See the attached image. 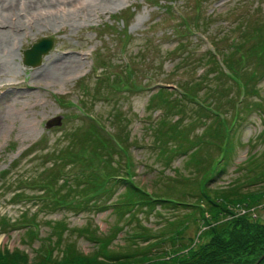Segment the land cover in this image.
<instances>
[{"label":"rangeland","instance_id":"374dc122","mask_svg":"<svg viewBox=\"0 0 264 264\" xmlns=\"http://www.w3.org/2000/svg\"><path fill=\"white\" fill-rule=\"evenodd\" d=\"M81 1L79 3H96L93 0ZM170 2L174 5L173 10L187 18L188 22L192 19L190 17L196 15L191 20H197V28L193 33L195 31L202 33L191 37L193 49L197 48L196 56L201 54L203 57L206 56L208 51L212 52L216 48L217 42L222 49L221 55L224 52V58H228L233 48L229 45L230 38L231 40L237 38L234 45L241 46L246 40L245 33L248 30L251 32L252 23L263 22L264 24V0H198L197 13L194 0H150L148 2L150 5L147 4V0H113L108 1L106 6H98L100 9L97 11L90 7L86 13H81L78 3L67 6L65 12L68 10V13H74L69 18L66 16L67 18L60 20L59 25L54 24L53 27L36 30L23 40L16 41L13 56L10 59L12 60L10 74L0 75V217L4 218L6 223L5 230L0 232V249H8L11 252L22 251L32 262L36 259L43 241L52 239L54 242L55 240L51 236V226L48 225L51 221V223H66L69 232L64 243L71 242L76 250L85 256L96 255L98 246L93 242L94 236L104 239L110 232L115 233L120 230L116 239L112 240L110 249L121 252L134 227L145 226L147 229L159 232L165 218H170L173 214L171 211L163 210L159 211L161 214L138 215L141 224L136 225V223H126L123 218L119 219L113 214L111 206L100 210L101 203L98 205L94 202L84 204L89 206L81 212L64 208L41 213L36 209L38 206H34L38 201L33 197L41 193L37 191L38 185H32V179L51 166L52 161L47 163L43 161L45 157L52 156L51 152L55 156L57 153L60 154V150L71 149L67 141L69 134L78 131L86 132L88 121H96V119L101 122L107 133H115L112 128L114 129L113 125L116 127L118 123L123 129V134L130 135L126 145L131 149L133 182L149 194H153L159 187L165 188L166 185L178 180L181 175L184 178L196 175V171L186 162L190 153L175 155V152L171 150L170 147H174L175 140L165 143L166 152L172 158L157 156L158 149L150 145L152 140H157L153 134L155 123L166 116L171 119L170 116L173 115L168 112L169 109L163 112L156 111L159 107L150 105V96L156 92L157 88H160L158 85L163 83L164 88L174 90L176 82L179 81L175 75L182 72L178 71L180 67L182 70H195L197 68L195 65L201 66L204 62L207 63V59L204 62L197 61L195 65L189 63L187 58L180 55L181 49H175L171 53V49L176 44V39L171 35V29L175 27V24H179V18L176 17L177 14L172 13V9L166 8ZM157 4L158 7H156ZM44 37L53 38V48L42 58L39 66L24 67L22 51ZM250 46L254 53L257 46L256 39L251 38L250 42L243 45L245 51H234L231 55L233 59L237 58L239 74L247 76L246 81L251 82L264 100V68L260 67H264V64L255 56L256 52H261V49L248 58L247 53L252 52V49L249 50ZM177 52L178 55H172ZM57 55L75 57L83 67L75 69V72L65 80L56 81L55 84H41L33 91H28L26 87L30 86L33 74H36L47 58L50 60ZM181 59H184L187 67L184 68L182 64H178L174 68ZM220 67L223 69L222 66ZM112 72L117 73L119 77H124L123 83L119 84V90L106 85L107 82L110 83L106 75ZM206 74L201 77V80L208 78L210 81V74ZM99 75L101 76L97 78ZM189 75L192 77V74ZM126 80H129L128 83ZM231 84L226 82V85L231 86L230 96L233 101L237 98V103L239 95H237V89H234ZM95 89H98V92ZM253 93L248 88L246 94L248 97H245V101L247 100L253 106L246 109V112L242 111L245 101L240 104L238 114H233L238 105L232 108L231 102L225 99V101L211 104L219 108L222 106L218 115H226L230 120L229 126L234 122L230 143L235 142V149L232 151L226 173L217 178L210 187H227L235 181L244 182L243 188L246 191L264 187V182L248 186L249 182L255 183L252 178L256 172L264 173V106L255 105L259 100ZM58 97L63 99L64 104L59 103ZM7 99L14 102L7 103ZM185 107L189 117L183 118V125L189 122L194 124L197 118L193 114L195 110L199 111L189 104ZM199 113L206 115L203 112ZM241 115L243 120L239 117ZM56 120L57 123H52ZM213 123L210 130L216 127L215 120ZM205 128L208 126L203 127L202 130L200 127H193L189 137L200 136ZM224 132L225 135L228 134ZM187 135L190 134L187 133ZM40 140L42 142L34 147ZM175 144L179 145L178 142ZM182 149L183 152L188 150ZM208 149L209 153H213L216 157L217 153L218 156L222 155L217 151V146L213 148L209 146ZM254 156L255 161L249 162L248 160ZM193 160L192 166L196 159ZM217 163L218 161L213 163L214 166ZM94 164L96 166V162ZM115 165L117 166V163L113 164ZM89 167L91 172H94L91 162ZM76 168L66 166L62 172L65 173L64 179H68L71 183L72 179L80 177V171ZM21 181H27V184ZM104 181L101 179V182L104 183ZM61 183L62 180L58 182V185ZM113 189L114 197L115 193L118 194L123 190L122 186L116 187L114 189L116 191ZM50 190L51 188L47 189L46 197L50 194ZM83 194L86 193H82L81 197L86 198L82 200H86L88 195L83 196ZM49 200L48 198L47 201ZM116 200L115 198L111 202L114 203ZM71 201L74 202L75 199ZM25 212L28 221L31 216H35L36 227L32 230L38 232L39 240H28L25 234L27 228L10 226L25 219L21 216V213ZM253 213L264 222V203ZM85 227H88L89 237L78 233ZM193 231L194 229L188 230V235L192 236ZM165 248H168V245H163V249ZM57 251L56 254H58Z\"/></svg>","mask_w":264,"mask_h":264},{"label":"trees","instance_id":"16d2710c","mask_svg":"<svg viewBox=\"0 0 264 264\" xmlns=\"http://www.w3.org/2000/svg\"><path fill=\"white\" fill-rule=\"evenodd\" d=\"M190 22L191 24L186 22L183 28L185 27L187 30L188 25H196L197 20ZM252 25L251 32L248 30L245 33L246 40L242 43L244 45L250 42L251 38L256 39L255 49L256 51L261 49V52L253 53L250 46L249 50L252 49V52L248 50L247 55L249 58L255 54L264 64V24L257 22ZM241 29H243L242 26ZM241 29L240 31H242ZM179 38L185 39L186 33ZM236 40L237 38L229 39V45H232L234 50L231 48L228 58H224L225 54L222 53V61L227 73H222L216 60L212 55H209L210 81L208 78H204V80L199 78L181 84L180 94L175 100L171 99V94L167 89L158 90L150 96L151 104L158 106L157 109L164 111L169 109L168 112L173 114L170 117L177 116L179 119L171 122V119L166 116L153 126V134L157 140H152V146L158 149L157 156L172 158L166 152L165 143L168 144L175 140L179 145L173 142L174 147H170L171 150L175 152V155L190 153L186 162L196 171L194 177L184 178L181 175L178 180L166 185L165 188L159 187L153 194H149L136 182H133L134 168L131 157L127 154V147L124 145L127 136L123 140L120 137L121 133L115 134L119 148L126 156L123 163L125 164L124 171H122L117 167L119 158L117 161L114 159L118 153L117 147L112 146L109 139L101 133L99 125L94 122L88 123L86 132L78 131L69 134L67 141L71 149L60 150V154L57 153L55 156L52 152L50 153L52 156L47 155L43 161L46 163L52 161L51 166L32 179V185H38L37 191L41 193L39 196H33L38 201L34 206H38L36 209L41 213L64 208L81 212L89 206L84 204L94 202L98 205L101 203L100 210L111 206L113 214L119 219L123 218L126 223L139 225L141 221L138 215L157 214L163 210L171 211L173 214L170 215V218H165L159 232L147 229L145 226L134 227L135 229L131 231L132 233L128 236V241L124 244L121 252L110 249L112 240L116 239L120 230L115 233L110 232L104 239L94 236L93 242L98 246L96 255L85 256L78 252L71 242L64 243L69 232L65 222L51 223L49 221L48 225L52 230L51 236L55 240L54 242L52 239L43 241L35 260L31 262L28 255L22 251L11 252L2 248L0 249V264H255L264 254V222L259 220L253 212L264 202V187L246 191L242 181H235L227 187H210L217 178L226 173V167L231 160L232 151L235 149V142L230 143L234 122L229 126V123H221L215 118L214 120H217L215 129L210 130V126L214 124L212 121L208 128H205L201 135L196 137H189L194 124L189 122L183 125L182 122L184 117H189L185 103L191 104L193 101L200 100L208 107L215 102L227 100L233 107L237 98L233 101L229 93L231 86L226 85V82L233 83L231 85L237 89V95L242 96L241 100L245 101V97H248L246 96L248 88L259 100L258 91L256 92L250 81H246L245 74H239L237 58L233 59L231 55L234 51L244 50L243 45H234ZM182 48L184 49L185 45L179 43L173 50ZM217 48H220V45L217 44ZM185 54L188 56V53ZM184 62V59H181L178 64ZM184 64L187 65V63ZM106 77L110 80V83L107 82L106 85L119 90V84L123 83L124 77H119L116 74L106 75ZM128 81L126 80V83ZM202 84L204 86H201ZM95 91L98 92V89ZM58 101L60 104H64L63 100L58 99ZM255 105L264 106L263 99L257 101ZM239 106L240 104L235 111H239ZM251 106L253 105L246 100L242 111L246 112V109ZM195 108L199 112H203L198 107ZM216 108L219 109L218 106ZM199 112L195 110L193 115L201 119L202 115ZM243 119L241 118V120ZM158 129L161 130L158 132ZM224 131L228 134L225 135ZM41 142H37L34 147ZM209 146L211 148L217 146L220 149L217 151L222 155L218 156L217 153L216 157L213 153H209ZM182 148L188 150L183 152ZM169 153L171 154V152ZM255 158L254 156L248 161H255ZM193 159H196L194 166H192ZM216 161L218 163L214 166L213 163ZM90 162L94 172L90 170ZM94 162H96V166ZM116 162L117 166H113ZM66 166L70 168L75 166L80 171L81 176L75 178L76 180L72 179V184L68 179H64L65 173L62 172ZM101 179L105 180L104 183L101 182ZM252 179L255 183L249 182V187L255 186L258 182H264V173L256 172ZM60 180L62 183L58 185ZM21 183L27 184V181H21ZM73 183L75 184L73 185ZM119 186H122L123 190L118 194L115 193L114 197L112 188L115 189ZM48 188H51L52 191L50 190V194L46 197ZM82 193H86L83 196L88 195L86 200H82L86 198L81 197ZM72 194L76 196H71ZM48 198L50 203L47 201ZM115 198L117 200L114 203L111 202ZM71 199H75V201L72 202ZM26 214V212L21 213L22 218L25 219L15 225L10 224V226L27 228L25 232L27 239L39 240L38 232L32 230L36 227L35 216H31L28 221V219L26 220L28 217H25ZM5 226L4 218L0 217V232L5 230ZM192 229H194L193 235L189 236L188 230ZM75 232L77 233V230ZM78 233L86 237L90 235L88 227ZM141 244L144 245V248L140 246ZM163 245H168V248L163 249ZM58 248L60 250L57 251ZM56 251L60 254H56ZM259 264H264V259Z\"/></svg>","mask_w":264,"mask_h":264},{"label":"bare ground","instance_id":"6f19581e","mask_svg":"<svg viewBox=\"0 0 264 264\" xmlns=\"http://www.w3.org/2000/svg\"><path fill=\"white\" fill-rule=\"evenodd\" d=\"M93 1L96 3H79L81 0H0V75L10 74V59L16 41L23 40L36 30L59 25L60 20L69 18L74 13H68V10L65 12L67 6L78 3L81 13H86L90 7L97 11L100 9L98 6H106L108 1L113 0ZM46 60L36 74H33L30 86L26 87L28 91H33L41 84H55L56 81L65 80L75 69L83 67L78 59L68 55H57ZM10 102L14 101L7 99V103Z\"/></svg>","mask_w":264,"mask_h":264},{"label":"water","instance_id":"95a60500","mask_svg":"<svg viewBox=\"0 0 264 264\" xmlns=\"http://www.w3.org/2000/svg\"><path fill=\"white\" fill-rule=\"evenodd\" d=\"M53 40L51 38H44L39 40L37 44L33 45L31 49L24 51V65L26 67H35L40 62L43 56H45L51 50ZM52 123H57L53 121ZM51 125V124H50ZM264 258V254L258 259L255 264H259Z\"/></svg>","mask_w":264,"mask_h":264}]
</instances>
